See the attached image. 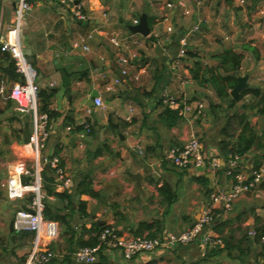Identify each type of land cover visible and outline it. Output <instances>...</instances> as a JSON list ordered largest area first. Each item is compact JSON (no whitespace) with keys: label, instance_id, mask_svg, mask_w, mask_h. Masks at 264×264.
<instances>
[{"label":"crops","instance_id":"crops-1","mask_svg":"<svg viewBox=\"0 0 264 264\" xmlns=\"http://www.w3.org/2000/svg\"><path fill=\"white\" fill-rule=\"evenodd\" d=\"M73 1L81 5L88 20L72 18L61 0H28L31 8L19 28L21 49L38 85L39 111L46 102L52 113L50 133L37 164L58 156L72 178L63 190L49 168L38 170L44 208L50 216H59L51 219L58 224V237L50 244L54 256L49 264H76L73 252L91 241L101 226H112L123 238H154L192 226L213 192L232 189L224 162L245 122L255 141L242 155L239 170L248 172L255 164L264 167V116L258 113L257 98L246 94L229 106V100L218 98L211 86L200 87L192 79L189 66L193 60L179 58L183 36L202 66L218 67L217 55L231 49L243 56L237 77L245 76L246 88L264 93V0ZM145 5L149 34L129 33L127 27L139 19ZM15 6L16 0H0V35L13 24ZM194 17L198 27L191 30ZM169 26L174 32H167ZM87 34H92L86 42L89 51L72 47ZM155 35L157 45L151 43ZM111 38H124L122 49L130 58L126 75L120 74L118 49ZM12 63L8 54L0 52V86L5 89L0 94V181L12 168L34 162L29 143L32 112L20 116L16 102L7 98L8 90L20 80ZM117 77L121 81L114 84ZM106 85H112L113 91ZM163 94L177 95L181 104L200 99L203 112L194 116L175 109L174 115L166 114L160 104ZM95 97L101 99L102 107L93 104ZM210 103L221 105L217 115ZM241 112L245 121L234 117ZM83 122L94 131L81 139L76 128ZM192 136L200 138L205 155L218 159L219 168L180 169L163 160L166 149L180 147ZM84 175L91 179L99 199L75 193ZM163 185L173 192L171 203H167L169 194L159 191ZM28 199L11 200L0 188V264H26L33 236L15 230L12 222ZM80 201L86 215L79 211ZM214 218L203 232L222 239L217 248L205 249L195 241L131 260H124L117 250L102 248L93 264H264V246L248 236L251 230L264 231L262 187L242 194L229 212L219 208Z\"/></svg>","mask_w":264,"mask_h":264},{"label":"built area","instance_id":"built-area-1","mask_svg":"<svg viewBox=\"0 0 264 264\" xmlns=\"http://www.w3.org/2000/svg\"><path fill=\"white\" fill-rule=\"evenodd\" d=\"M67 10L77 21H86L88 16L83 12L81 5L73 0H61ZM168 6L172 4L167 3ZM31 8L28 0H16L15 17L13 24L4 35H0V52L6 53L14 64V70L20 80L7 92V98L12 99L18 105V110L22 113L32 112L34 117L33 133L29 139L31 144L30 158L33 163L29 167L12 168L8 171L5 179L0 181V188L5 190L6 196L11 200H22L29 196L28 204L25 208H20L14 218L13 227L17 231L31 233L32 248L29 252L26 264H49L54 256L50 244L58 237V224L56 221L47 219L43 216L45 194L41 190V183L38 170L42 167L49 168L58 180V187L63 190L68 189L72 183V178L67 174L58 156L46 157L40 164H37V156L45 147L50 133V116L47 112H40L38 105V85L35 82L25 57L23 55L19 28L25 12ZM188 14V11H185ZM138 23L134 19L132 25ZM197 24H193L191 30L197 29ZM167 32H174L172 26L166 28ZM92 34H87L84 38L72 43L73 48H81L89 51L86 44L91 39ZM124 38H111L110 43L118 49L116 60L121 66L120 74L126 75V66L130 63V58L124 54L122 41ZM153 45L159 44L157 35L151 41ZM181 45L179 58L185 59L186 37L179 40ZM121 79L117 77L114 84H119ZM264 81V77H263ZM108 91H113L112 85H106ZM5 91L0 86V94ZM96 107H102L99 97L93 99ZM163 108L172 110L182 109L183 112L192 113L199 116L203 112L204 104L200 99H195L189 103H182L175 94H163L160 99ZM128 119V118H127ZM82 129L78 136L83 139L90 133L91 125L88 122L81 124ZM138 153H142L139 147ZM163 160L176 168L185 169L192 167L195 169L209 165L212 168H219L220 164L216 157L207 156L203 153L200 138L192 136L184 145L180 147H170L164 151ZM241 156L238 154H228L224 162V174L232 178L233 185L230 191L219 190L209 196V201L203 207L198 220L190 227L184 228L177 233H166L158 237L149 238L137 236L131 238L120 237L112 226H105L98 234V242L93 246H80L72 254L76 264H93L99 251L102 248L117 250L124 260H131L141 254L160 252L197 241L205 249L217 248L222 245V239L210 232H203L205 228H210L214 222L215 212L221 208L222 212L232 210L233 203L242 194L255 190L259 186L264 189V167L250 169L248 172L239 170ZM248 236L258 239L264 246V232L257 233L254 230L248 232ZM204 254V253H203Z\"/></svg>","mask_w":264,"mask_h":264},{"label":"trees","instance_id":"trees-1","mask_svg":"<svg viewBox=\"0 0 264 264\" xmlns=\"http://www.w3.org/2000/svg\"><path fill=\"white\" fill-rule=\"evenodd\" d=\"M174 37L176 38L177 35L175 34ZM185 56H186V59L193 60L192 65L189 66L190 72L192 75V79L200 87H205V85L211 86V88L214 90L218 98H220L223 101L229 100L230 102L229 106H232L234 103L239 101L244 95L251 94L257 98L256 106L259 107L258 113L264 116V93H262L259 89L246 88L241 92L238 100L229 99V92L237 83L236 71L239 68L241 60L243 58L242 54L236 53L231 49H224L217 55V57L220 60V65L216 68L202 66L198 60H195L197 56L192 50L187 49L185 52ZM12 71H14L13 63H12ZM242 107L244 109L246 108V105H243ZM209 108L214 114L217 115V113L219 112L221 108V105L210 103ZM174 111L170 108H166L165 113L166 114L171 113L174 115ZM40 112H47L49 116L52 115V113L49 112V110L47 109L46 102H43L41 104ZM234 117H240L242 121H245V114L243 112H241L240 114H235ZM173 119H175V117ZM76 129L79 132L82 129V126H79ZM93 131H94V128L91 126L90 132L93 133ZM246 132H248L249 134L247 137L245 136ZM254 141H255V134L253 130L249 128L247 122H245L243 123L242 131L239 134L235 142V148L234 147L230 148L227 153L243 155L254 145ZM225 148L226 146H224V142L223 141L220 142L221 151L224 150ZM258 167H260V165L255 164L253 168L257 169ZM159 191L161 194H167L166 196H168L169 194L167 203L172 202L173 192L170 190L168 185H163L159 189ZM75 193L78 195L86 194V195H89L90 197L99 199V194L93 191L92 189L91 179L88 177V175H84L79 178L76 184ZM67 196L68 194L65 195L64 197H67ZM78 206H79V211L83 215H86L85 204L80 201L78 202ZM43 216L47 219H55L59 217L57 215L55 217L50 216L48 209H45V208L43 211ZM61 222L67 225V222L64 217H61ZM104 227L105 226H101L100 228H97L98 233L96 234V236H94V238L91 241L81 244V246H93L97 244L98 234ZM262 232L264 231H261V233Z\"/></svg>","mask_w":264,"mask_h":264},{"label":"water","instance_id":"water-1","mask_svg":"<svg viewBox=\"0 0 264 264\" xmlns=\"http://www.w3.org/2000/svg\"><path fill=\"white\" fill-rule=\"evenodd\" d=\"M196 18L194 17L193 22L196 23ZM192 24V22H190L188 24V26L185 28V31H188L190 28V25ZM129 33L131 34H139L142 36H147L149 34V26L147 23V6L145 5L143 8V12L140 15L139 19H138V23L135 25H130L127 27ZM246 77H237V83L236 85L230 90L229 92V99H234V100H238L239 96L241 94V92L246 89L247 85H246ZM64 84H66L69 87V80L67 78L64 77ZM20 116H23V114L20 112L19 113ZM27 127V126H26ZM100 206V202L97 206V208H95V211L99 208ZM25 208V207H22Z\"/></svg>","mask_w":264,"mask_h":264},{"label":"rangeland","instance_id":"rangeland-1","mask_svg":"<svg viewBox=\"0 0 264 264\" xmlns=\"http://www.w3.org/2000/svg\"><path fill=\"white\" fill-rule=\"evenodd\" d=\"M264 139V138H263ZM261 143H263V142H261ZM241 157H242V155H240Z\"/></svg>","mask_w":264,"mask_h":264}]
</instances>
